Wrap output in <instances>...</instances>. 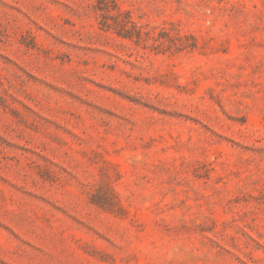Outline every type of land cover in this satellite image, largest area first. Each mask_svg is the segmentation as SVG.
<instances>
[{"label": "rangeland", "instance_id": "1", "mask_svg": "<svg viewBox=\"0 0 264 264\" xmlns=\"http://www.w3.org/2000/svg\"><path fill=\"white\" fill-rule=\"evenodd\" d=\"M0 264H264V0H0Z\"/></svg>", "mask_w": 264, "mask_h": 264}]
</instances>
